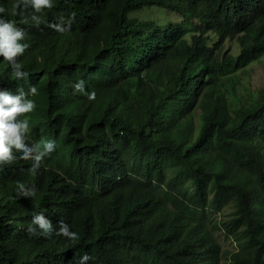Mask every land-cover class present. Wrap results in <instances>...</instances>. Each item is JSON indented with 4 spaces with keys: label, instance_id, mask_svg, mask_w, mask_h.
<instances>
[{
    "label": "trees",
    "instance_id": "obj_1",
    "mask_svg": "<svg viewBox=\"0 0 264 264\" xmlns=\"http://www.w3.org/2000/svg\"><path fill=\"white\" fill-rule=\"evenodd\" d=\"M14 3L0 16L25 32L28 77L0 56V90L37 88L20 119L55 150L35 172L0 164V264H264V85L234 72L264 54V0H53L39 25ZM150 6L163 22L134 14ZM38 213L50 236L28 232Z\"/></svg>",
    "mask_w": 264,
    "mask_h": 264
},
{
    "label": "clouds",
    "instance_id": "obj_2",
    "mask_svg": "<svg viewBox=\"0 0 264 264\" xmlns=\"http://www.w3.org/2000/svg\"><path fill=\"white\" fill-rule=\"evenodd\" d=\"M54 7L53 0H15L13 4V14L24 15V10L31 8L33 14L31 20L34 24L41 23L40 16L37 13H42L45 9ZM6 9L0 6V13H5ZM75 14L69 18L67 23L61 20L60 23L50 24L49 27L60 33L70 31L72 21ZM27 23L25 19L22 21ZM25 38V32L18 27L14 21L5 19L0 16V56L10 65L12 75L15 79H26L28 73L18 63V58L24 54L28 45L21 43ZM84 82L80 81L74 85V89L78 92H84ZM38 95L37 88L32 86L26 93L23 88L18 89V94H13L8 90H0V164H12L16 159L15 153H20V159L32 161L31 171L35 172L45 157L49 156L55 150V143L45 141L42 143L29 144V133L31 131L27 119H20L21 116L35 111V101L29 99L28 96ZM89 100H95V92L88 93ZM19 195L33 196L34 189H27L23 183L18 182ZM39 228L45 235H51L53 226L49 219L43 213H38L33 216L32 226H29L28 232L35 233ZM57 235H63L71 240H78L79 237L75 232H70L69 228L63 222H60V227ZM90 257L85 254L82 259L87 260Z\"/></svg>",
    "mask_w": 264,
    "mask_h": 264
},
{
    "label": "rangeland",
    "instance_id": "obj_3",
    "mask_svg": "<svg viewBox=\"0 0 264 264\" xmlns=\"http://www.w3.org/2000/svg\"><path fill=\"white\" fill-rule=\"evenodd\" d=\"M135 15L139 16V17H160V21L163 22L165 16L167 15L166 11L164 10V8L161 7H154V6H150L148 8H144L138 12L134 13ZM236 39H227L226 40V48L227 50H230L232 52H236L237 51V47H236ZM232 69V67L230 68ZM235 70V71H234ZM233 71L236 72L235 75H240V81L241 83H249V85L251 87H255V86H263L264 85V54L259 58L254 60L252 63L248 64L245 68H236ZM230 206L229 205H225L222 209V211H224L223 215L221 216V212L222 211H217V213H215L216 215H220L223 218H227L228 214H226V212L228 210H230ZM219 216V217H220ZM215 218V225L212 227L213 231L218 235L219 239L222 242V246L223 248H225V250H230L233 249L235 247L234 242L230 239L227 238L226 236L230 237L229 235H227L225 232V230H223L222 224L220 222V218Z\"/></svg>",
    "mask_w": 264,
    "mask_h": 264
}]
</instances>
